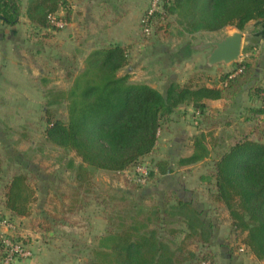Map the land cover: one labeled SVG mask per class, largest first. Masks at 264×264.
I'll return each instance as SVG.
<instances>
[{
    "label": "trees",
    "instance_id": "1",
    "mask_svg": "<svg viewBox=\"0 0 264 264\" xmlns=\"http://www.w3.org/2000/svg\"><path fill=\"white\" fill-rule=\"evenodd\" d=\"M64 5L65 0H34L26 15L39 27L59 30L60 27L52 23V17L57 16ZM163 8V13L150 17L149 24L177 16L190 33H218L227 28L243 31L252 21L264 24V0H165ZM21 16L19 0H0L3 24L14 27ZM57 17L63 21L62 17ZM64 20L70 21V16L66 15ZM190 45L187 43L179 50L180 61L192 56ZM128 64L127 46L113 44L96 49L87 56L83 69L68 73L71 85L67 90L51 91L48 95V105L44 108L46 138L58 147L75 152L90 168L123 173L138 167L142 159L154 152L163 120L183 106H192L204 114L209 108L208 101L234 97L247 87L254 102L262 103L264 99V89L256 84V69L249 61L236 65L242 72L233 77L228 73L219 84L182 85L173 78L162 90L134 82L130 74L120 75ZM57 104L66 107V120L53 110ZM249 112L259 118L264 114V107H252ZM253 136V132L242 133L240 139L215 159L216 189L211 197L229 212L235 237L244 236L240 246L264 264V140L261 134ZM210 154L209 141L203 132L194 136L191 153L180 157L178 166L189 170ZM7 157L22 171L16 172L6 183L4 206L16 217H27L36 195L29 180V163L25 162L24 153L15 149L10 150ZM4 165L0 154V180ZM173 172V165L163 160L146 178L150 180ZM32 173L38 179V173ZM176 200V205L162 203L154 207L145 221L135 219L130 224L121 223L117 229L99 236L92 247L89 264H201L209 261L207 253L199 262H195V253H191L192 260L181 255L190 239L210 247L214 226L193 202ZM187 219L193 231H187L181 245L174 247V242L164 233L176 235L178 230L169 228L172 220L186 223Z\"/></svg>",
    "mask_w": 264,
    "mask_h": 264
},
{
    "label": "rangeland",
    "instance_id": "2",
    "mask_svg": "<svg viewBox=\"0 0 264 264\" xmlns=\"http://www.w3.org/2000/svg\"><path fill=\"white\" fill-rule=\"evenodd\" d=\"M152 1L149 0L146 10ZM164 1L161 3L162 11ZM66 15L62 16L64 26L51 31L59 37L58 46H61V50L59 49L58 55L61 58L53 66L50 61L47 64L48 60L43 63V74L48 82L43 85L46 96L40 103L41 108L35 113L31 109L16 113L11 106L0 114V121L4 126L0 129V154L5 160V170L0 180V218L13 221L14 228L9 234L16 241L24 242L34 253L33 257L17 260L13 264L18 261L28 262L36 257L41 243L50 251L46 264H89L92 260V247L99 236L117 229L121 223L130 224L135 219L145 221L154 207L162 203L176 205L178 198L193 202L203 213L202 216L214 226L211 246H204L190 239L181 253L183 257L192 260L191 253H195L196 262L207 253L209 261L201 264H210L212 260L213 264H263L240 246L244 236L235 237L229 212L211 197L216 189L214 161L219 154L240 139L242 133L253 132V137L261 134L264 140V118L255 117L248 112L249 108L243 102L237 109L238 117L235 113L230 114L228 106L225 107L221 102L220 110L210 106L202 114L192 106H183L165 118L154 152L142 159L138 166L145 168L143 172L135 170L136 167L126 173H110L90 168L83 164L75 152L58 147L46 138L44 108L48 105L49 93L70 87L68 73H78L83 69L93 48L100 49L117 42L115 39L109 40L110 45L103 46V32L95 26L79 36L76 31L63 36L69 22L64 20ZM259 28L260 25L250 22L243 32L245 36L252 35L254 41L253 34ZM231 29L218 33H190L181 25L177 16H168L155 21L151 32L146 34L140 20L133 36L134 44L129 46V64L120 75L130 74L132 81L147 83L160 90L173 78L182 85L219 84L225 75L237 71L238 64L211 71L205 66L203 54H192L187 60L180 61L178 52L187 43L216 40ZM46 49L51 58V47L48 45ZM62 50L67 54L63 55ZM55 52L54 50L53 54L57 55ZM263 53L259 48L254 50L243 44L242 59L249 61L254 69L264 67L263 60L261 64L260 61H251L256 58L254 55L258 54L260 57ZM22 91L20 89L19 92ZM257 107H262V103ZM53 110L59 118L67 119L64 105L57 104ZM203 132L209 141L210 157L189 170L180 168V157L191 153L194 136ZM12 149L24 153L25 162L29 163L31 171L29 180L36 191L31 214L27 216L25 224L4 206L6 183L16 172L22 171L18 164H12L8 160L7 154ZM163 160L173 165L174 172L147 179L148 174L156 169V164ZM32 171L38 173V179L33 176ZM79 176L83 179L79 180ZM190 224L189 219L186 223L172 220L169 228L177 229L178 233L172 235L166 232L164 235L174 242V247H178L187 231H193ZM151 227H154L153 223ZM51 233H55V236L51 237Z\"/></svg>",
    "mask_w": 264,
    "mask_h": 264
},
{
    "label": "crops",
    "instance_id": "3",
    "mask_svg": "<svg viewBox=\"0 0 264 264\" xmlns=\"http://www.w3.org/2000/svg\"><path fill=\"white\" fill-rule=\"evenodd\" d=\"M33 1L19 0L22 6V16L18 25L8 27L0 21V114L11 106L15 108L16 113H23L27 110L30 111V109L33 113L38 112V108H41L40 103L42 104V100L46 96L43 85L47 80L43 74V63L48 60L47 64L50 61L53 66L61 58V55H58L60 54L59 49L61 50V46H58L60 41L59 37H57L58 35L56 36L55 32L51 33L50 30L33 24L26 15ZM65 1L66 5L61 7L57 13V16L60 17L65 16V14L70 16V21L67 24L68 29L63 31V36L66 34L70 35V32L74 31L79 36L85 30L92 29L95 26V28H100L101 33L103 32L101 38L103 46L110 45L108 41L115 39L117 42H113V44L128 47L134 44L135 29L138 27L143 12L149 3V0ZM37 3L34 2L33 4ZM251 23L260 25V28L253 34L254 41L252 40V35L245 36L244 33V43L248 47H253L254 50L259 48L263 53L264 24L256 21ZM48 45L51 47V58L47 54L46 48ZM54 50L57 55L53 54ZM94 50L96 48H93L90 53ZM64 54L67 53L63 51ZM254 56L256 60L251 61H260V64L261 60L264 62V53L260 57L258 54ZM255 78L257 79L256 84L264 89V67L256 69ZM20 89L23 90L22 93L19 92ZM221 102L225 107L228 106L230 114H237V109L242 105V102L249 109L260 104V101L254 102L250 98L249 88H245L234 97L208 101V105L220 110L219 105ZM249 109H247L248 112ZM238 115L236 116L238 117ZM260 117L264 118V114ZM1 128L3 129L4 126L0 121ZM27 219V217H18V220L24 222V224ZM50 235L53 237L55 233ZM40 246L41 249L36 257L28 262L18 261L16 264H46L50 257L48 253L50 251L46 249L44 243H41Z\"/></svg>",
    "mask_w": 264,
    "mask_h": 264
},
{
    "label": "built area",
    "instance_id": "4",
    "mask_svg": "<svg viewBox=\"0 0 264 264\" xmlns=\"http://www.w3.org/2000/svg\"><path fill=\"white\" fill-rule=\"evenodd\" d=\"M161 3L162 0H153L141 19L143 31L146 34H149L152 29V25L149 24L150 17L156 13H163L161 9ZM52 23L58 27L64 26L62 20H59L56 15L52 17ZM241 72L242 69H237L235 74H232L231 76L233 77ZM262 107H264V99L262 100ZM135 170L143 172L145 168L136 167ZM126 172L127 171L124 173ZM145 174H147L146 171ZM144 180H146V178ZM13 228L14 223L12 220L2 217L0 218V264H13L17 260H25L27 258L33 257L34 253L30 247H27V245H25V243L22 241H16L10 235V231H12Z\"/></svg>",
    "mask_w": 264,
    "mask_h": 264
},
{
    "label": "water",
    "instance_id": "5",
    "mask_svg": "<svg viewBox=\"0 0 264 264\" xmlns=\"http://www.w3.org/2000/svg\"><path fill=\"white\" fill-rule=\"evenodd\" d=\"M244 44V32L238 28L228 30L222 37L191 44L192 54H203L208 70L240 64Z\"/></svg>",
    "mask_w": 264,
    "mask_h": 264
}]
</instances>
